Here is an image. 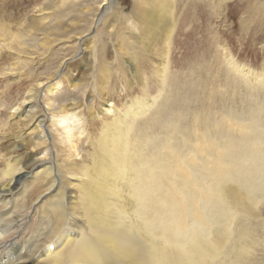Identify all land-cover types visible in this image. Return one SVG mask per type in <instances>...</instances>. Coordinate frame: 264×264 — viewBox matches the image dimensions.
Returning a JSON list of instances; mask_svg holds the SVG:
<instances>
[{
	"label": "bare ground",
	"instance_id": "obj_1",
	"mask_svg": "<svg viewBox=\"0 0 264 264\" xmlns=\"http://www.w3.org/2000/svg\"><path fill=\"white\" fill-rule=\"evenodd\" d=\"M66 1L43 11H52L59 23ZM212 1L219 10L229 0ZM177 2L184 0H133L129 12L117 11L115 2L98 26L102 39L82 36L76 41L77 56L62 57L45 78L30 63L54 47L50 34L55 28L43 31L25 53V39L0 22V36L6 39L0 51L7 54L3 62L9 66L0 68V79L14 75L0 94L24 80L29 84L8 120L22 118L37 141L22 144L30 151L23 157L12 158L15 150L0 154V264H264V97L255 95L257 81L252 83L253 100L238 98L251 107L240 111L243 103L235 109L228 92L230 101L220 102L226 115L222 120L213 116L216 128L198 127V119L191 117L194 126L187 131L178 125L182 118L173 120L186 112L181 106L190 92L201 93L206 71L211 75L216 70L206 65L199 83L193 81L196 87L178 78L179 72L171 76ZM259 19L263 22L264 16ZM31 32L34 27L27 35ZM110 40L119 66L112 72L119 73L124 87L118 93L128 91L120 105L109 94L112 74L103 62ZM31 50L36 54L26 58ZM14 54L17 61L12 62ZM79 61L87 76L95 69L96 99L93 93L86 96L84 83H77L83 75ZM230 61L225 59L226 66L216 71L226 90V83L240 80L229 72ZM150 82L154 94L146 92ZM218 96L208 93L213 101L203 103L202 110L212 111L206 108L216 105ZM95 107L102 112L96 114ZM249 107L248 118L241 119ZM178 138L184 140L182 147ZM189 174L192 182H187Z\"/></svg>",
	"mask_w": 264,
	"mask_h": 264
},
{
	"label": "rangeland",
	"instance_id": "obj_2",
	"mask_svg": "<svg viewBox=\"0 0 264 264\" xmlns=\"http://www.w3.org/2000/svg\"><path fill=\"white\" fill-rule=\"evenodd\" d=\"M100 1L101 0L66 1L67 3L63 6V9H61L62 11H59L61 13L63 11L64 12L62 14L58 13L61 15H59L60 22L57 23V18L53 15V12L48 11L44 13L43 9L46 6L50 8L52 6L50 4H57L58 6H60L62 5V0H0V22L5 26L9 23L10 25L8 24L9 26L7 25L6 28L10 32L12 31V34L21 36L25 39V41L23 39L24 45L27 46L24 51L25 53L27 52L28 48H32L34 45H37L36 43L42 37L41 33L43 31L48 29L54 30L55 28L56 32L50 34V38L54 40V47H51L50 52H47L41 56H33L32 63H30L31 67L35 69L37 76L45 78L49 72L54 71L58 68V64L61 62L62 57L65 56L66 58H73L77 56L79 52L77 42L82 36L85 35L96 40H100V38L102 39L103 31L99 29L98 26L101 25V23L104 21V19H102L103 14L112 13L115 2L119 3V10L117 9V11H120V9H124V11L129 12L132 8L133 0H106L105 3L101 2V4ZM177 3L175 4V21L177 27L173 36V46L172 49L170 48L169 57L171 63V76L174 77V75H177V72H179L180 74H178V78H187L192 81V87H196L197 85L194 83H199V81L203 77L202 75H204L205 73L204 71H206V65L210 66L212 64L213 70L214 68L216 70H214L211 75H209L206 71L205 79L201 80L202 91L200 94L196 95L197 92L194 93V91H192L193 88L190 89V91H192L190 92L191 94H189L183 106H181V108L185 106L183 110H185L186 108V112L176 114L173 120L176 121L178 117L182 118L178 122V125L187 131L188 128H193L194 126L191 124V117L198 119V127H202L206 123L208 125H211L210 128H212L213 126L215 127L214 123L216 122L213 119V116L214 118H216L221 115L220 120H222L223 115H226L225 111L221 110L222 105L220 102L228 98V92L232 93L234 101L233 106L235 107V109L238 108V105H240V103H243L240 111H243L245 107H248L250 105V98L253 100V98L251 97L254 95L251 87L252 83L257 81L255 83V86H253V88H255L258 92L255 95L259 94L262 99L264 97V90L262 91L261 89L264 88V21L261 22V19H259L264 16V0H229L224 2L223 8L219 10L218 7L215 8L213 6L212 0H188V3H186V0H184V2ZM88 7L91 8L89 13L84 14V11ZM97 11L98 14L93 19V16ZM183 11L184 17L182 16ZM44 14H48L46 19L43 20L45 24L42 26V29L38 30L37 27L41 25L40 21H42V16H44ZM252 16L255 17L251 18ZM256 19L259 21L260 25H258V21H256ZM74 23H78L80 28L75 29L73 25ZM31 27L35 28V32H31L30 35H27ZM1 40L6 39L0 36V44ZM77 47L78 49H76ZM111 49L112 46L110 40L109 45L107 44L106 49L103 50L104 58H106L103 62L109 64L107 67L110 69L112 74L110 75L111 78L107 83V86L109 87V94H111L112 98L118 102L117 105H120L122 102H124L123 100L128 99V91H124L123 83L118 78L119 73L118 77L116 74L113 75L112 71L119 70V66H117V62L114 61L115 55L112 54ZM31 51V55L27 56V54L23 53L22 57L27 56L26 58H29L32 55L36 54V52H33V50ZM0 55V68L5 71V69L9 67L8 63H4L7 61V54L0 51ZM16 55L18 54L13 55L12 62L17 61ZM37 55L39 54L37 53ZM224 57L227 62L228 59L231 60L229 62L231 66L228 69L229 72L235 73L234 77L237 75L236 77L240 79H234L232 82L226 83L228 90H226L223 81L218 79L216 76V71H219L221 68L220 65L226 66ZM80 62L82 61H79L78 65L83 75L80 77V79L77 78L78 76L76 77L77 83L78 81L80 83H84L83 92H85L87 97L93 93L94 97L95 95L93 87L94 81L96 80L95 69L94 72L91 73L92 75L90 74L87 76V74L89 73L87 71L85 72L86 74L84 73V71L81 69ZM142 68L147 71L149 67H147L146 64H142ZM199 71L201 72V76H199L200 78L197 76V72ZM13 76V74H10L6 78L0 79V92L1 90L2 92L3 90L6 91V84L9 81H12ZM143 76L148 77V74H145V72H143ZM242 76H244V79ZM208 77L210 78L208 79ZM197 79L199 80L196 81ZM207 79L209 80V82L206 81ZM193 81L195 82L193 83ZM148 82L149 80H147L146 83ZM244 83H246L247 85H245ZM28 85V81L24 80L20 84H14L13 88L10 90L11 92H9L8 90V94L6 93L5 96L4 94L3 96L0 94V154H6L7 150H15L13 151L15 153L9 154L10 156L12 155V158L23 157L25 152L26 154H29L30 151H24V142H37L28 132L30 130L24 128V122L26 121H23L22 118L18 121L17 119L12 118L8 120V118L11 117L10 114L16 115L15 112L17 109V104L22 101V94L26 92V87ZM90 85L91 87H89ZM239 86H244L247 90L242 89L244 91L243 92ZM121 87H123L122 89L124 92H121V95H119L118 92L120 91ZM155 88L156 86H153V83L150 82L146 91L147 94L149 92L151 94L156 93ZM132 89L133 91H135L134 93L138 91L135 85H132ZM65 90H67V88ZM214 91L217 94H214ZM245 91L247 92V94ZM208 93H212V95H219L216 99V105H209L206 108V110L210 108L212 109V111L202 110L203 103L211 104V102L213 101L212 99L208 98ZM134 95L135 94H133V96ZM239 95H243L244 97L248 96L247 100H249V104L243 97L240 98L239 103ZM139 96H141V94ZM232 97L228 98L229 101ZM94 99H96V97H94ZM255 99H257V97H255ZM215 106L216 108H214ZM250 107L246 109L247 111L245 110L242 113L241 119L245 120L248 118L250 114ZM94 111L96 112V114H100L102 112V109L100 112L97 110V108ZM216 112H219V114ZM196 135L198 134L196 133ZM178 139V145L182 147L184 140H180V138ZM190 140L193 141V138L190 137ZM80 148L82 147L80 146ZM171 154L173 155L172 152ZM3 160L4 156L1 155L0 167H2L3 165ZM198 174L203 175L202 173ZM18 176H20V174L15 175V178H17ZM186 179L187 182L193 181V177L190 174L187 175ZM205 191L206 188L204 179L203 191L199 192L201 200L204 197ZM263 203L264 200L260 202V204L264 207ZM263 240L264 236L262 235L260 241L262 242ZM260 245L262 247L264 246V243H260Z\"/></svg>",
	"mask_w": 264,
	"mask_h": 264
}]
</instances>
